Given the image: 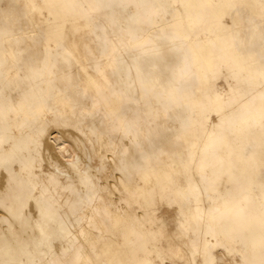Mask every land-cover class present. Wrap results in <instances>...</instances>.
I'll list each match as a JSON object with an SVG mask.
<instances>
[{
  "label": "bare ground",
  "instance_id": "6f19581e",
  "mask_svg": "<svg viewBox=\"0 0 264 264\" xmlns=\"http://www.w3.org/2000/svg\"><path fill=\"white\" fill-rule=\"evenodd\" d=\"M0 264H264V0H0Z\"/></svg>",
  "mask_w": 264,
  "mask_h": 264
}]
</instances>
